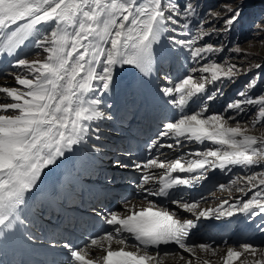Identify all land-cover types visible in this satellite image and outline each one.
I'll return each mask as SVG.
<instances>
[{
	"label": "snow or ice",
	"instance_id": "1",
	"mask_svg": "<svg viewBox=\"0 0 264 264\" xmlns=\"http://www.w3.org/2000/svg\"><path fill=\"white\" fill-rule=\"evenodd\" d=\"M233 3L222 0L219 10L201 11L200 0H0V57L13 58L15 83L0 85V94L11 101L0 102V237L26 224L20 212L46 169L90 139L101 140L97 122L113 119L102 105L116 87V70L131 66L151 76L162 41L169 53H186L192 64L178 82L165 74L158 85L177 115L149 143L157 156L110 162L115 170L140 173L135 192L147 204L126 199L118 210L97 211L108 227L83 245L64 242L67 264H164L165 257L177 264H213L208 257H216L219 246L191 241L199 221L264 216V136L247 134L249 122L264 124V76L247 80L223 111H209L210 102L223 94L219 85L234 83L243 71L213 59L224 48L209 42L240 20ZM257 29L264 33V27ZM25 48L36 49L32 54L44 59L21 56ZM233 51L242 53L239 46ZM193 143L210 146L188 149ZM90 147L102 152L96 143ZM164 149L179 150L174 161L159 159ZM233 168L250 173L231 181L243 182L236 189L241 197L210 208L184 198L182 190L207 180L209 172ZM258 227L264 233V220ZM222 259L223 264H264V246H230Z\"/></svg>",
	"mask_w": 264,
	"mask_h": 264
},
{
	"label": "rangeland",
	"instance_id": "2",
	"mask_svg": "<svg viewBox=\"0 0 264 264\" xmlns=\"http://www.w3.org/2000/svg\"><path fill=\"white\" fill-rule=\"evenodd\" d=\"M221 3L222 0H200L201 11L204 10L210 11L213 9L219 10V6L221 5ZM232 7L240 9L241 11L240 20L236 25L233 26L231 32L223 33L222 35L213 37L211 40H209V42L215 44L217 47L224 48V51L216 54L213 57V59L221 63L227 62L229 64H236L239 68H242L243 71L238 76V78L234 83L225 82L219 85V87L222 89L223 94L217 95L216 100L214 102H210L209 104L210 112L223 111L224 106L229 101L237 98L236 94L238 90L243 88L247 80L252 78L253 75H256L257 78H259L260 76H264V68L257 69L255 67V65L257 64L264 65V43H261V41L264 40V33H259L257 29V25H259L260 27H264V0H234ZM236 46L240 47L242 53H248L249 55L245 56L242 53L237 54L236 52H234L233 49ZM35 52L36 49L34 48H25L24 50L21 51L20 55L23 56L25 53H28L29 59H40V60L44 59V54H41L39 57H37L32 54ZM188 61L189 60H187V62ZM4 62H6V60H4ZM4 64H2L1 62L0 68L4 67ZM7 71H8L7 74H12L13 68L11 69L9 67ZM244 73L247 74L245 75ZM0 77H1L0 84L4 85L5 83L2 82L1 80L5 77L8 78L11 76L4 74L2 68V70H0ZM6 86H15V83L12 80V82L10 83L8 82ZM257 91H259V89ZM110 94H112V91L106 94V96L109 97ZM0 95H2L0 97V102H11L3 94ZM103 99L107 103L108 99L105 98ZM243 119H248V117H244ZM251 119H255V117L252 116ZM231 126H235V124L233 123ZM244 126H245L244 123H241V127ZM248 129H249L247 132L248 135H253L257 137L264 136V124H259L253 127L251 125V122H249ZM177 151L178 152L177 153L175 152L174 155L171 157L172 161H174V157L176 158L177 154L179 153V150ZM245 174H250L247 169L241 170L239 168H233L230 171H226L224 173V177H222V179H219L217 184H215L211 188V191L206 196H204V198L206 197L208 199L202 200L200 204H203V206H207L211 202L208 205L210 206L211 204L218 203L220 201H223L224 199H228L231 202L236 198L241 197L242 194L238 192L236 189L243 186V182L238 180L237 183L233 185L231 184V181L237 180V177H243ZM219 184H224L227 186V188L231 189L230 191L227 189L225 190L226 191L225 194L227 196H225L224 194H223L224 197L222 195H219L220 189L217 187ZM200 186L201 184H199V187L196 188L197 189L200 188L202 190L203 187ZM200 189L198 191H200ZM249 195H251V193H249ZM244 198L247 199V197ZM262 220H264V216L256 217L251 220L249 219V222L251 223V226L249 228L251 229V233L247 237L244 238L242 237L241 238L242 241L237 239L238 243L236 244V246L242 243H250L253 245L264 246V233H261L258 227L259 222ZM247 255L248 254L245 253V255L241 257V261L245 257H247Z\"/></svg>",
	"mask_w": 264,
	"mask_h": 264
},
{
	"label": "bare ground",
	"instance_id": "3",
	"mask_svg": "<svg viewBox=\"0 0 264 264\" xmlns=\"http://www.w3.org/2000/svg\"><path fill=\"white\" fill-rule=\"evenodd\" d=\"M166 43H165V41H162L161 42V45H157L156 46V51H157V53L159 52V51H162V52H168L167 51V48H166ZM157 56H158V54H157ZM8 59L9 58H4V60H6V61H8ZM1 64V63H0ZM2 64H4V61H2ZM155 66V65H154ZM0 70H2V67L0 68ZM154 71H155V68H154ZM117 77V76H116ZM147 77H151V76H147ZM1 78V77H0ZM2 82H4L5 84L4 85H7L8 84V82L10 83V82H12V79H11V77H5V78H3L2 80H1ZM0 85H2V84H0ZM2 95H0V97H1ZM104 105H102V107H103ZM114 110L115 109H112V113H114ZM99 123H104V121H99ZM114 136H116V137H121L122 136V134H113ZM110 141L111 142H114L115 140L114 139H112V138H110ZM107 142H108V138L106 137V136H104V134L102 135V138H101V140L100 141H97L96 142V144L98 145V146H101L102 147V152H100V153H95V155H96V157L97 158H103L104 156H107L106 154L107 153H109V151H111V149H114V144L112 143V146H109V145H107ZM94 143V138L93 139H90L89 141H88V145H82V147L86 150V151H90L91 150V147H90V145L91 144H93ZM188 145H190V144H188ZM207 146H209V145H207ZM187 148L188 149H192L193 147H192V145H190V146H187ZM162 151V155H159V157H164V156H170V158L174 155V153L175 152H173V151H170V150H167V149H165V150H161ZM178 151H176V153H177ZM112 155H113V151H112V153H111ZM174 159H175V157H174ZM64 161L66 162V163H69V164H72L73 163V161H72V158H71V156H69V155H66V157L64 158ZM77 165V171H79L80 172V174H82L83 176H85V173H88V170L81 164V163H77L76 164ZM156 171H162V170H156ZM216 172V177H214L213 179H214V181H215V179L217 178V179H219V178H221L222 177V175H223V172H221L220 170H216V171H214V173ZM211 172H209V174H210ZM174 175H176V174H174ZM186 175V174H185ZM75 176V175H74ZM209 177V176H208ZM205 181V180H204ZM204 181H202L200 184H201V186L200 187H203V184H204ZM217 182L218 181H215V184H217ZM71 184L72 183H68L67 182V188L68 187H70L71 186ZM226 191L225 190H220V194L219 195H222L223 196V194L225 195V196H227L226 194ZM224 197V196H223ZM134 203H136V204H138V205H141V206H144V203L143 202H140V201H133ZM147 202V201H146ZM222 201H220V202H218V203H214V204H211L210 206H200L201 208H210V207H216L217 205H219L220 203H221ZM206 205V204H205ZM186 218H191L190 216H187ZM206 220H209V222L210 223H213L214 221H217V222H219L220 223V225H221V228L222 229H225L226 227H230L232 224H233V221L232 220H234V217L233 218H231V219H221V220H216V219H206ZM240 227H239V230H241L242 228H245V227H249L248 225H247V222L246 221H243L240 225H239ZM242 227V228H241ZM208 232V231H207ZM202 242L203 243H209V244H211L212 242L211 241H209L208 239H207V234H204L203 236H202ZM217 246H219V248H220V251H219V253L217 254V256L216 257H208V258H210V259H213V264H223V259H222V257H224L225 256V254H226V251H227V248L228 247H230V246H236V245H234V244H231V243H227V238L225 239H222L221 238V240H220V244H218ZM237 250H239V248H237ZM95 254H97V253H95L94 252V255ZM164 264H177V261L174 259V258H172V257H165L164 258ZM180 264H182V262H180ZM235 264H240V261H237V262H235Z\"/></svg>",
	"mask_w": 264,
	"mask_h": 264
}]
</instances>
